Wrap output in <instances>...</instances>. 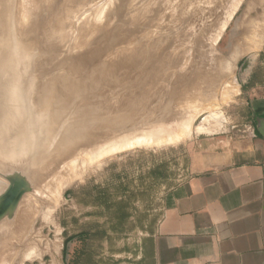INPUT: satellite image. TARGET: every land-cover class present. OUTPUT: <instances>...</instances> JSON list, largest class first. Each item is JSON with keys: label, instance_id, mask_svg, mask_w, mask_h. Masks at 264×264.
Masks as SVG:
<instances>
[{"label": "rangeland", "instance_id": "obj_1", "mask_svg": "<svg viewBox=\"0 0 264 264\" xmlns=\"http://www.w3.org/2000/svg\"><path fill=\"white\" fill-rule=\"evenodd\" d=\"M256 87L264 0H0V196L27 184L0 264H133L190 155L251 140Z\"/></svg>", "mask_w": 264, "mask_h": 264}, {"label": "crops", "instance_id": "obj_2", "mask_svg": "<svg viewBox=\"0 0 264 264\" xmlns=\"http://www.w3.org/2000/svg\"><path fill=\"white\" fill-rule=\"evenodd\" d=\"M251 140L190 155L163 195L133 264H264V87L252 89Z\"/></svg>", "mask_w": 264, "mask_h": 264}, {"label": "water", "instance_id": "obj_3", "mask_svg": "<svg viewBox=\"0 0 264 264\" xmlns=\"http://www.w3.org/2000/svg\"><path fill=\"white\" fill-rule=\"evenodd\" d=\"M257 131L260 136L264 138L263 122H260V124H258ZM26 190L27 184L23 179L17 176L11 177L9 179V186L0 196V220L5 216H10L15 211L19 200Z\"/></svg>", "mask_w": 264, "mask_h": 264}, {"label": "bare ground", "instance_id": "obj_4", "mask_svg": "<svg viewBox=\"0 0 264 264\" xmlns=\"http://www.w3.org/2000/svg\"><path fill=\"white\" fill-rule=\"evenodd\" d=\"M10 76H11V75H10ZM10 76H9V77H10ZM13 76H14V74H13ZM13 79H14V77L11 78V79H9V80L13 81ZM214 83H215V82H214ZM203 84H204V83H203ZM20 87H21V86H20ZM228 88H229V87H228ZM11 101H12V100H11ZM8 105L11 107V106H12V103L9 102ZM16 106H17V104L13 102V107H16ZM20 106H21V105H19V107H20ZM22 106H23V105H22ZM8 109L10 110L9 107H8ZM19 109H20V108H19ZM9 112H10V111H9ZM14 112H16V111H14ZM19 114H21V113L19 112ZM8 117H11V115H9ZM26 121H27V120H26ZM20 122L23 123L22 125H26V126L24 127V131H23V133H24V134H27V133H28V128H29V127L27 128V125H28V124L25 123V121H24V122H23V121H20ZM19 125H20V124H19ZM28 126H29V125H28ZM29 131H30V130H29ZM169 132H170V131H169ZM186 132H187V131H186ZM186 132H185V133H186ZM181 133H182V131H181ZM147 134H148V133H147ZM162 134H163V133H162ZM164 134H165V132H164ZM166 134H167V133H166ZM166 134H165V135H166ZM171 134L173 135V133H171ZM141 135H142V134H141ZM154 135H155L154 138L152 137V138L149 139L150 144H151V142H153V141H154L155 143H158L157 141L161 140L160 137H159L158 139L156 138V134H154ZM158 135H159V134H158ZM158 135H157V137H158ZM180 135H181L180 132H178V135H175V134H174V138H175L176 136L178 137V136H180ZM183 135H189V134H184V132H183V133H182V136H183ZM145 136H146V135H145ZM145 136H144V139H145ZM147 136H148V135H147ZM147 136H146V137H147ZM161 136H162V135H161ZM163 136H164V135H163ZM168 136H169V135H168ZM168 136L166 135V137H168ZM124 137H125V136H124ZM138 137H139V135H138ZM149 137H150V136H149ZM166 137H165V136L162 137V140H161L162 143L164 142V140H165L164 138H166ZM169 137H170V140H171V139L173 140V138H171V137H173V136H169ZM128 138H129V137H128ZM135 138H137V137H135ZM184 138H185V137H184ZM121 139H122V138H121ZM130 139H131V137H130ZM132 139H133V138H132ZM151 139H152V140L154 139V140L152 141ZM163 139H164V140H163ZM180 139H181V136H180ZM122 140H123V139H122ZM125 140H126V139H125ZM128 140H129V139H128ZM137 140L139 141V145H140V143H141L140 140H143V137H142V139H137ZM147 140H148V139H147ZM147 140H146V139H145V141L143 140V142H142L143 146L145 145L144 143H147V142H146ZM156 140H157V141H156ZM168 140H169V138H168ZM126 141H127V140H126ZM134 141H136V140H134ZM138 141H136L135 143L137 144ZM176 141L179 142V138L176 139ZM176 141L174 140L173 143L175 142V144H176ZM166 142H167V140H166L164 143H166ZM169 142H170V141H169ZM171 142H172V141H171ZM132 143H134V142H132ZM148 143H149V142H148ZM155 143H154V144H155ZM159 143H160V142H159ZM159 143H158V144H159ZM167 143H168V142H167ZM160 144H161V143H160ZM168 144H171V143H168ZM118 145H120V144H118ZM130 145H131V144H130ZM139 145H137V147H138ZM151 145H152V144H151ZM120 146H121V145H120ZM131 146H132V145H131ZM141 146H142V145H141ZM141 146H140V147H141ZM145 146H146V145H145ZM156 146L158 147L159 145H156ZM14 147H16V146H14ZM117 148H118V147H117ZM117 148H116V149H117ZM128 148H131V147H128ZM26 149H27V148H26ZM121 149H122V147H121ZM119 150H120V148H119ZM21 151H22V150H21ZM0 154H1V153H0ZM90 157H92V156H90ZM89 159H90V158H89ZM77 167H78V166H76V169H77ZM80 168H81V167H80ZM70 169H71V168H70ZM67 171L69 172V170H67ZM74 171H75V170H74ZM64 172H66V171H64ZM78 172H79V170H78ZM72 173H73V172H72ZM72 173H71V174H72ZM67 175H69V174H67ZM73 176H74V175H73ZM71 179H72V178H71Z\"/></svg>", "mask_w": 264, "mask_h": 264}]
</instances>
